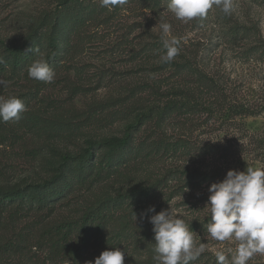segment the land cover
Returning a JSON list of instances; mask_svg holds the SVG:
<instances>
[{
    "label": "rangeland",
    "instance_id": "374dc122",
    "mask_svg": "<svg viewBox=\"0 0 264 264\" xmlns=\"http://www.w3.org/2000/svg\"><path fill=\"white\" fill-rule=\"evenodd\" d=\"M232 2L230 15L214 6L185 23L168 0L111 11L100 0H0V58L27 43L56 73L51 83L29 78L34 51L19 67L0 63V96L26 106L19 120H0V264H86L113 247L124 264H155L144 216L153 205H172L204 245L190 264H217L215 251L238 246L204 227L210 185L247 163L264 167V0ZM161 20L181 39L168 63ZM115 138L127 142L95 143ZM183 140L192 151L173 152ZM17 191L25 195L4 198ZM96 209L102 223L86 242L79 227L57 233ZM69 238L78 256L52 252Z\"/></svg>",
    "mask_w": 264,
    "mask_h": 264
},
{
    "label": "clouds",
    "instance_id": "9594fccd",
    "mask_svg": "<svg viewBox=\"0 0 264 264\" xmlns=\"http://www.w3.org/2000/svg\"><path fill=\"white\" fill-rule=\"evenodd\" d=\"M101 6L110 11L124 6L128 0H100ZM219 8L225 15L233 9L232 0H168L167 10L175 18L188 22L194 18L207 17L210 9ZM160 39L166 53L162 56L165 63L171 62L179 54L181 39L171 35V24L158 22ZM264 30V24H262ZM38 56L28 66L31 79L51 83L55 71L38 48L30 49ZM0 63L3 59L0 58ZM0 85L6 81L0 80ZM26 110L23 100L17 96H0V120L8 122L19 120L20 113ZM209 198L206 208L210 220L204 225L205 234L220 242L235 240L238 246L215 251L217 264H247L255 255H264V167L249 166L243 171L230 169L222 181L214 182L208 188ZM171 205V204H170ZM147 212L154 213L150 217ZM144 216L153 225L155 264H190L204 251V245L196 246L193 231L190 230L181 214L172 207L156 212L150 206ZM137 219V216H136ZM230 255V259H229ZM125 252L119 247L107 248L86 264H124Z\"/></svg>",
    "mask_w": 264,
    "mask_h": 264
},
{
    "label": "trees",
    "instance_id": "16d2710c",
    "mask_svg": "<svg viewBox=\"0 0 264 264\" xmlns=\"http://www.w3.org/2000/svg\"><path fill=\"white\" fill-rule=\"evenodd\" d=\"M30 49H33L30 45H28L27 43H23L21 45H12V46H8V48L6 49V57L3 62L7 63H11L13 64L14 67H19L24 61H26L30 55L33 53V51H31ZM245 114H248L250 112H248V110H244ZM127 141L126 140H122L119 138H115V139H104V140H100V141H96L95 143L99 144V145H105L108 147H113V146H123L125 145ZM194 148V146L189 143L187 140H183L181 142H175L172 145V151L175 153H184L187 151H192V149ZM203 149V148H202ZM25 194L21 193L20 191L14 192L10 195H5L4 198H20L23 197ZM136 196V195H135ZM98 210V211H97ZM100 209H96V210H91L89 212H87L85 214V216L83 217V221L81 223V225L79 226V224H77L76 222H71V223H67V224H61L57 227V233H60L62 231V229L66 228L65 232H63V239H67L68 235H71L72 232L76 229L81 228L82 230L85 231L84 234V238L83 241L86 242V237L87 234L89 233L88 230L90 229L92 223L96 220H98V226H101L102 220H101V215L99 211ZM70 239L67 240L66 243L64 244H59V241H56L52 244V252L60 255L63 254L64 255L67 253L68 255L71 253H74L75 256L79 255V250L80 248H76L75 247V243L74 242H70Z\"/></svg>",
    "mask_w": 264,
    "mask_h": 264
}]
</instances>
